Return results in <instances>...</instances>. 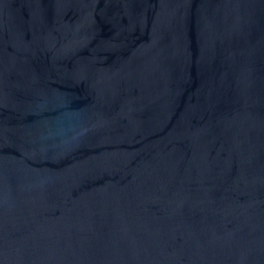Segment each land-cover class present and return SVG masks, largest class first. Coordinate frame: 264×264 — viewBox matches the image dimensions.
Wrapping results in <instances>:
<instances>
[{"label":"water","instance_id":"obj_1","mask_svg":"<svg viewBox=\"0 0 264 264\" xmlns=\"http://www.w3.org/2000/svg\"><path fill=\"white\" fill-rule=\"evenodd\" d=\"M0 264H264V0H0Z\"/></svg>","mask_w":264,"mask_h":264}]
</instances>
